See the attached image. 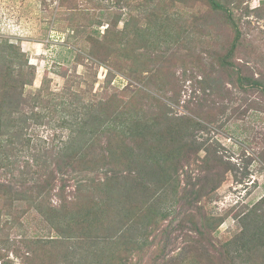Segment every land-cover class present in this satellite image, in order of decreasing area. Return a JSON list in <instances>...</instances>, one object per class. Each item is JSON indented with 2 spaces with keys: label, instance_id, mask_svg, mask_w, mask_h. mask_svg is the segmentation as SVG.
Instances as JSON below:
<instances>
[{
  "label": "trees",
  "instance_id": "1",
  "mask_svg": "<svg viewBox=\"0 0 264 264\" xmlns=\"http://www.w3.org/2000/svg\"><path fill=\"white\" fill-rule=\"evenodd\" d=\"M203 2L223 13L234 28L227 52L215 59L230 69L242 42L236 1ZM118 21L116 17L109 24L102 39L89 36V55L134 78L131 33L119 29ZM35 77L36 65L22 45L0 37V168L12 173L10 182H0V244L13 226L15 201L28 198L55 227L58 234L50 242L96 247V254L109 264H264V212L257 208L264 197L253 212L237 216L241 227L233 238L214 242L213 233L227 215L208 214L202 200L217 190L230 167L210 148L204 156L192 157L203 148L196 136L199 121L174 113L155 95L145 106L131 83L99 99L75 102L69 94L52 91L46 77L39 88L31 89ZM58 112L56 120L68 129V138L52 153L54 160L35 156L31 163L21 153L31 140L32 124L51 121L50 114ZM58 170L67 176L71 171L104 170V177L81 178L67 193L68 177L58 178ZM173 231L189 236L190 244L184 256L172 260L163 257L161 242ZM56 255L50 264H72L67 251ZM27 261L33 264L30 256Z\"/></svg>",
  "mask_w": 264,
  "mask_h": 264
},
{
  "label": "rangeland",
  "instance_id": "2",
  "mask_svg": "<svg viewBox=\"0 0 264 264\" xmlns=\"http://www.w3.org/2000/svg\"><path fill=\"white\" fill-rule=\"evenodd\" d=\"M235 1L242 42L233 66L225 69L215 59L227 52L234 28L203 0H66L64 5L62 0H0V37L19 42L36 65L31 89L39 88L46 77L52 91L82 102L131 83L145 106L155 95L174 113L201 123L196 136L203 148L193 151L192 157H202L210 148L219 151L230 167L217 190L202 200L208 214L227 215L213 233L216 244L233 238L241 227L237 216L253 212L264 197V85L250 80L264 84V0ZM116 17L118 28L131 33L134 78L89 55V36L102 39ZM54 114L51 121L32 124L31 140L25 141L21 153L31 163L35 156L54 160L52 153L69 136L56 120L59 112ZM57 172L58 178L68 177L67 193L81 178L104 177V170L71 171L68 176ZM11 175L0 168V182H10ZM52 201L57 203L58 196ZM36 207L37 202L28 198L15 201L10 213L13 226L0 244V264H29V256L33 264H50L60 251L70 254L72 264H109L104 255L96 254V247L50 242L58 233ZM257 208L264 212V203ZM161 243L163 257L173 260L186 254L190 240L173 231Z\"/></svg>",
  "mask_w": 264,
  "mask_h": 264
}]
</instances>
